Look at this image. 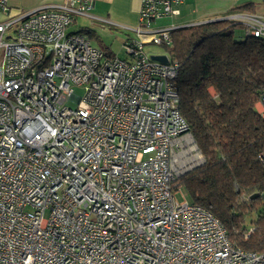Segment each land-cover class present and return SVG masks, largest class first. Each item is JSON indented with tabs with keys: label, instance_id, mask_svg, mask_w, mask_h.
<instances>
[{
	"label": "built area",
	"instance_id": "built-area-1",
	"mask_svg": "<svg viewBox=\"0 0 264 264\" xmlns=\"http://www.w3.org/2000/svg\"><path fill=\"white\" fill-rule=\"evenodd\" d=\"M180 2L142 0L121 58L73 28L92 0L18 11L0 0V264H264L175 188L205 157L178 64L145 45L171 44L177 27L153 23ZM233 16L242 41L264 37V13Z\"/></svg>",
	"mask_w": 264,
	"mask_h": 264
},
{
	"label": "trees",
	"instance_id": "trees-1",
	"mask_svg": "<svg viewBox=\"0 0 264 264\" xmlns=\"http://www.w3.org/2000/svg\"><path fill=\"white\" fill-rule=\"evenodd\" d=\"M255 8L245 1L230 14ZM243 36V23L225 18L175 28L158 46L178 64L180 110L205 157L175 188L210 208L236 247L263 252L264 198L252 196L264 191V37Z\"/></svg>",
	"mask_w": 264,
	"mask_h": 264
},
{
	"label": "crops",
	"instance_id": "crops-1",
	"mask_svg": "<svg viewBox=\"0 0 264 264\" xmlns=\"http://www.w3.org/2000/svg\"><path fill=\"white\" fill-rule=\"evenodd\" d=\"M64 0H8L9 6L13 11L32 10L42 5L61 4ZM93 8L85 16H79L75 20L74 25L78 24L80 18L85 20L87 25H81L77 29L91 28L97 24L99 28L118 31L124 41L126 37L135 36L134 30L131 28L139 25V15L142 0H92ZM222 0H181L177 4L180 10L177 15H169L154 21V28L161 27H184L197 23H203L212 19L210 13L213 12V3ZM193 14L197 15L193 21ZM209 15V16H208ZM4 19V15L0 12V21ZM95 31L94 29H91ZM97 30V29H96ZM91 39V38H90ZM92 41V40H91ZM93 43V42H92ZM96 46V45H95ZM98 47V46H97ZM163 54L164 51L154 52L153 54ZM260 112H263L260 104H257ZM264 114V113H263Z\"/></svg>",
	"mask_w": 264,
	"mask_h": 264
},
{
	"label": "rangeland",
	"instance_id": "rangeland-1",
	"mask_svg": "<svg viewBox=\"0 0 264 264\" xmlns=\"http://www.w3.org/2000/svg\"><path fill=\"white\" fill-rule=\"evenodd\" d=\"M254 2L256 4V11L252 12L255 14H260V13H264V5L261 2L258 1H251ZM245 3V0H222L221 2L216 1V3H213L214 7H213V12L210 13L211 17L212 15V19H218V18H224V17H232L231 19H233L234 21V17L233 15L235 14H251V11H241L230 14L231 10L235 7L240 6L241 4ZM197 15L193 14V21H197L196 20ZM239 18V19H238ZM237 19H235L236 21H241V17H238ZM81 25H87L85 20H82L80 18L78 24L73 25L74 29L79 28ZM90 29H94L96 36H89L93 42L94 45H97L99 48H101L105 53H107V55L109 56H119L121 58H125L126 57V49L123 47V43L124 42L122 40V36L118 33V31H111L110 29H101L98 27L97 24L93 25ZM97 29V30H96ZM242 33V29L238 28L237 29V36ZM145 49L151 54H153L154 52H159L163 50V47H159L158 45L154 44V43H148L145 45ZM77 93L82 94L83 89L78 87L75 89ZM73 105V104H72ZM262 111H264V109L261 106Z\"/></svg>",
	"mask_w": 264,
	"mask_h": 264
},
{
	"label": "water",
	"instance_id": "water-1",
	"mask_svg": "<svg viewBox=\"0 0 264 264\" xmlns=\"http://www.w3.org/2000/svg\"><path fill=\"white\" fill-rule=\"evenodd\" d=\"M227 17L224 18H218L215 20H221V19H225ZM210 21H214V20H210ZM152 58L158 61H162V62H167L168 61V56L166 54H152ZM261 196L262 198H264V191L263 192H257L255 194H253L252 198Z\"/></svg>",
	"mask_w": 264,
	"mask_h": 264
}]
</instances>
